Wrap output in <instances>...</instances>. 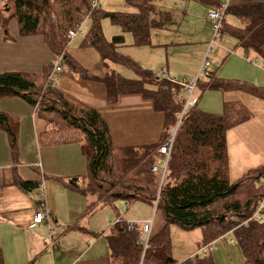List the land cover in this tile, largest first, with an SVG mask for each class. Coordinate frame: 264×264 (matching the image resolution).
<instances>
[{
	"label": "trees",
	"instance_id": "obj_1",
	"mask_svg": "<svg viewBox=\"0 0 264 264\" xmlns=\"http://www.w3.org/2000/svg\"><path fill=\"white\" fill-rule=\"evenodd\" d=\"M125 1L137 12H108L101 7L93 10L91 0H0V20L7 37L9 23L16 20L21 36H41L56 60L62 57L70 71L90 79L88 72L67 54L69 32L88 17L89 28L81 47L98 51L111 71V77L104 81L108 102L114 104L121 96L130 94H141L151 100L155 110L165 115L159 143L116 148L107 122L96 110L49 87L55 62L38 73L0 74V100L18 96L33 108L37 117L49 123V130L40 135L42 147L72 144L81 147L88 165L85 174L45 177L56 178L65 188L86 199L81 221L120 200L154 206L158 201L156 210L162 211L165 223L157 234L152 229L151 248L144 255L140 244L142 225L130 228L122 219L106 235L110 264H216L212 253L207 256L196 253L231 230L245 264H264V223L251 220L264 193V187L256 183L264 177V167L251 170L232 182L227 148V133L248 122L252 114L241 103L225 104L221 115L204 113L197 106L186 111L174 141L165 180L160 184L159 175L152 169L161 163L159 150L169 139V130L178 123L177 115L184 101L182 89L125 54L121 49L128 45L123 35L107 40L102 22L110 20L123 33L132 34L135 45L147 46L151 44L153 31L170 28L175 16L160 8L163 0ZM196 1L219 7L215 0ZM228 17L235 18L242 26L227 24ZM223 27L247 56L255 54L264 62V3L229 7ZM120 65L131 68L136 78L124 77L118 70ZM219 70V67L212 69L210 77L198 83L200 96L207 91H245L264 100V88L222 80L218 77ZM0 127L8 135L12 159L17 165L20 163L18 124L0 111ZM42 183L43 179L24 180L16 174L14 186L28 194L38 190ZM230 215L237 216L238 222L230 221ZM172 226L184 231L202 230L203 241L193 257L182 262L173 258ZM79 227L80 221L71 228ZM0 264H5L1 244Z\"/></svg>",
	"mask_w": 264,
	"mask_h": 264
},
{
	"label": "crops",
	"instance_id": "obj_2",
	"mask_svg": "<svg viewBox=\"0 0 264 264\" xmlns=\"http://www.w3.org/2000/svg\"><path fill=\"white\" fill-rule=\"evenodd\" d=\"M190 1V3L207 6V10L200 9L202 15H209L211 10L227 2L229 7L264 3V0H215L219 4L217 7L205 5L196 0ZM193 10L198 9L194 7ZM189 13L186 11L184 16ZM190 14L198 15V11ZM206 21L209 25L211 23L213 32L212 21L208 17ZM206 21L205 19L197 20L195 35L185 38L190 41L186 42L188 45L201 44L200 58L204 56L206 44L211 36L209 33L204 39L201 35V32L207 33ZM226 22L230 25L242 26L241 22L233 17H228ZM176 24L175 19L174 25L166 31L174 32ZM8 28L7 37L0 20V74L7 72L38 73L44 66L55 62L56 57L47 45L48 49L43 46L44 40L41 36H21L16 20H12ZM219 35L221 36L220 47L211 60L212 68H220L218 77L225 81H236L256 88H264L262 59L255 54L247 56L242 49L237 47L234 37L225 33L224 27ZM82 41L77 38L72 41L67 54L92 78H83L81 74L70 71L68 65H65L67 72L59 78L56 88L73 100L96 110L107 122L112 142L116 148L142 147L159 143L164 132L165 115L158 113L154 103L141 94L123 95L117 102L110 104L104 81L111 77V71L104 65L98 51L94 48L81 47ZM126 44L128 45L127 42ZM29 45H34V48H29ZM35 46L44 54L47 62L42 67L40 65L41 69L37 72L21 70L24 68L23 65H33V60L37 56ZM129 48L128 45L121 50L125 53ZM168 57L167 50L166 59ZM201 60L199 59L193 69H188V72L173 71L168 60H166V68L169 74L174 73L178 77H183L182 79L192 80L198 74ZM198 100L197 108L207 114L221 115L227 103H241L252 114L248 122L227 133L231 181L235 182L249 171L264 167V100L245 91H207ZM0 111L7 113L18 124L20 146V163L16 165L12 159L8 135L0 127V244L5 264H110L106 235L110 228L122 218H118L114 223L110 221L108 228L104 221H101L100 228V223L93 220L97 212L94 216L81 221L80 218L86 211V199L80 194L71 192L62 183L52 184L53 191L59 192V206L47 203L45 188L47 179L45 180V177L53 173L48 169L54 168L57 175L61 173L60 177L82 175L87 172L88 165L82 155L81 147L77 144L42 147L40 135L49 130V123L37 117L33 108L18 96L1 99ZM26 129L31 131L35 149L43 150L48 156V161L51 160L46 162L50 163L51 167H46L42 158L32 160L28 164L23 162L22 157L25 156L22 153L26 142L24 134ZM53 150H59L63 156ZM31 156L35 157V155ZM16 174L24 180L43 179L41 185L43 188L40 186L38 190L28 194L21 192L14 186ZM42 190L45 192V199L43 195L41 196ZM36 191L40 193V201H37L34 196ZM42 203L49 212L50 219L34 225L36 211L40 209ZM127 207L126 205V209ZM155 220L151 219L144 223L153 221V231L157 234L163 224H155ZM79 221L81 227L71 228Z\"/></svg>",
	"mask_w": 264,
	"mask_h": 264
},
{
	"label": "rangeland",
	"instance_id": "obj_3",
	"mask_svg": "<svg viewBox=\"0 0 264 264\" xmlns=\"http://www.w3.org/2000/svg\"><path fill=\"white\" fill-rule=\"evenodd\" d=\"M101 6V9L108 11V12H122V13H136V8L129 6L125 0H98ZM190 0H163L159 3L160 8H163L165 11L173 12L174 16L177 15L176 21V30L166 31V30H154L152 33L151 44L147 46H137L135 45V41L133 35L130 33H123V31L117 27L112 25L110 20H104L102 22L103 31L107 40H112L114 36L117 34L123 35L125 41L129 45V49L126 50L125 54L131 56L135 61L139 62L144 68L152 71L155 75L163 78L161 76V71L163 68H166V60H168L171 64L173 71L175 72H182L187 71L188 69H193L201 60L199 67L205 59V55L208 49V44L213 38V32L211 30V23L210 25L207 23L206 15L201 14L200 9L207 10V6L202 4H196L194 2L190 3ZM201 5V6H200ZM196 7L198 10H193ZM205 7V8H203ZM187 12H196L198 11V15L188 14L184 16V13ZM202 19L206 21V31L201 32V35L204 39L207 38L209 33L211 34L208 43L206 44V50L204 56L202 58L199 57V51L201 50V44H190L188 45L185 38L187 36L195 35V30L197 28V20ZM180 21V24H179ZM196 23V24H195ZM10 28V27H9ZM8 28V30H9ZM88 24H87V31H88ZM223 28V27H222ZM84 29L86 30V24H84ZM226 33V32H225ZM84 35H78L77 40H83ZM76 39V38H75ZM74 39V40H75ZM183 39V40H181ZM221 39V36L218 35L217 41ZM193 42V41H192ZM43 46L47 48L46 44L44 43ZM29 48H34V45L28 46ZM37 51V56L33 60V65H23L24 68L21 70H28L37 72L41 69L42 65L47 62L44 54L39 51V48L35 46ZM48 49V48H47ZM169 52V57L166 59V51ZM202 51V50H201ZM131 54V55H130ZM213 55H210L209 60L210 64L212 63ZM30 62V61H29ZM35 64V65H34ZM41 65V67H40ZM39 66V67H38ZM37 67V69H36ZM199 68V71H200ZM211 70L215 68H210ZM119 72L126 78H136L135 72L131 68H127L126 66L120 65L118 67ZM199 71L197 76L189 77L192 80H195L199 76ZM202 78L204 75H201ZM170 77L176 79L177 81H182L183 77H178V75L174 73H170ZM200 89L197 88L195 90V97L200 98ZM182 97L186 99L185 94L181 93ZM161 113L164 116L163 112ZM30 128V125H28ZM25 146L22 157L23 162L29 163L30 161L34 160H41L43 159L44 164L48 161V156L44 153V151H38L35 149L36 146L31 136V131L28 129L25 130ZM53 152L57 153L58 155L63 154L59 150H53ZM44 153V154H43ZM31 155H35L32 158ZM49 160L48 162H50ZM161 163L155 166H159L161 169L164 168L165 164L162 160ZM46 167H51L50 163H46ZM51 176L60 177L62 176L57 175L54 168L48 169ZM46 180V178H45ZM45 184L46 194H47V203L49 205L51 203L57 204L59 206L60 196L58 195L59 192H55L52 189V184L61 183L56 178L47 179ZM41 190V189H40ZM64 192V190H62ZM43 195V199H45V192L41 191V196ZM34 196L36 197L37 201H40L41 196L38 191L35 192ZM129 202L124 201H117L113 206L106 207L97 212V214L93 217L94 221H98L99 227L101 228V221L106 223V228L110 227V221L116 222L118 218H122L123 220L134 224H137L139 227L151 219H156L155 224H163L164 225V216L162 211L157 210L154 205L144 203V202H135L129 204ZM126 205L128 208L126 209ZM50 211V210H49ZM203 241V233L201 229H196L194 231H184L177 226L171 227V243L173 249V258L177 262H182L187 260L197 252L199 244ZM213 243V251L211 256L213 257L216 264H245L244 258L242 256L241 250L238 244L233 240L232 235H225L223 238L218 239Z\"/></svg>",
	"mask_w": 264,
	"mask_h": 264
},
{
	"label": "built area",
	"instance_id": "obj_4",
	"mask_svg": "<svg viewBox=\"0 0 264 264\" xmlns=\"http://www.w3.org/2000/svg\"><path fill=\"white\" fill-rule=\"evenodd\" d=\"M91 6L93 10L99 9L101 7L98 0H91ZM228 8H229V4L227 2V3L222 4L219 8L211 10L208 15V18L213 23L214 37L208 45V50H207L205 59L201 65L199 76L195 80H185L184 79L182 81H177L176 79L170 77V74L167 68H163L161 71V76L163 77L162 79L181 87L183 94H185L186 96V99H184L182 103L181 112L177 115V121H178L177 125L172 127L169 130L170 137L165 143V145L162 146L159 150V158L160 160L163 161L165 166L162 169L159 166H154L152 169L153 173L159 175L160 184H163L165 180L170 157H171V152L174 146V141H175L178 129L181 125L183 116L186 113V111H188L189 109L193 107H196L199 102L198 98L195 97V90L197 89L198 83L210 77V73H211L210 68L212 66V63L210 64L209 57L210 55H214L216 53V50L220 47V41L219 40L217 41V38H218L219 33L222 30L223 23H224V17H225V14ZM88 23H89L88 17H84L82 21L77 23L76 27L69 32V35H68L69 44L68 45H70L71 42L74 41V39L78 37V35L85 36L87 34V24ZM84 24H86V30L84 29ZM65 67L66 66L62 61V57L55 61L54 69L51 75L49 76V80H48L49 87L56 88L59 78L67 72V68ZM201 75H204V77L202 78ZM256 183L259 186L264 187V177L261 179H258ZM41 188H43V186H41ZM157 205H158V201L155 204L156 209H157ZM49 219H50V214L45 209L44 203H42L40 206V209L36 211V215L34 218V225L41 224L45 221H49ZM228 219L230 221L238 222L237 216L230 215ZM254 219H257L260 222L264 223V193L258 202L257 211L251 220H254ZM251 220L245 222L244 224H241L240 226L247 224ZM136 225L137 224L131 223L130 228H134ZM152 229H153V221L144 223L142 225V235L140 236V244L143 246L144 255L147 252V250L151 248L150 242H151ZM228 235L233 236V230H231ZM212 251H213V243H210L208 246L202 247L201 249H199L196 254L207 256L209 253H212Z\"/></svg>",
	"mask_w": 264,
	"mask_h": 264
}]
</instances>
